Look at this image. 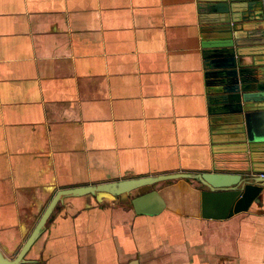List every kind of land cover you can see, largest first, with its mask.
Returning a JSON list of instances; mask_svg holds the SVG:
<instances>
[{
  "label": "crops",
  "instance_id": "obj_1",
  "mask_svg": "<svg viewBox=\"0 0 264 264\" xmlns=\"http://www.w3.org/2000/svg\"><path fill=\"white\" fill-rule=\"evenodd\" d=\"M196 0H0V249L58 190L209 172ZM144 207L66 199L28 264H264V189L201 217L193 182Z\"/></svg>",
  "mask_w": 264,
  "mask_h": 264
},
{
  "label": "water",
  "instance_id": "obj_2",
  "mask_svg": "<svg viewBox=\"0 0 264 264\" xmlns=\"http://www.w3.org/2000/svg\"><path fill=\"white\" fill-rule=\"evenodd\" d=\"M200 53L211 132L212 168L58 190L14 257L28 264L48 224L66 199L90 196L144 207L166 182H193L201 217L225 220L247 212L264 189V0H196Z\"/></svg>",
  "mask_w": 264,
  "mask_h": 264
},
{
  "label": "built area",
  "instance_id": "obj_3",
  "mask_svg": "<svg viewBox=\"0 0 264 264\" xmlns=\"http://www.w3.org/2000/svg\"><path fill=\"white\" fill-rule=\"evenodd\" d=\"M262 177H264V175H262Z\"/></svg>",
  "mask_w": 264,
  "mask_h": 264
}]
</instances>
